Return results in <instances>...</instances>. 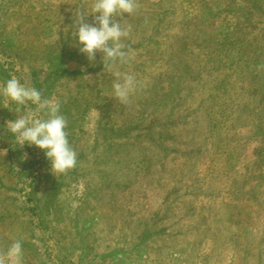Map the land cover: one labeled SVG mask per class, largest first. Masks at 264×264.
<instances>
[{
  "label": "rangeland",
  "instance_id": "374dc122",
  "mask_svg": "<svg viewBox=\"0 0 264 264\" xmlns=\"http://www.w3.org/2000/svg\"><path fill=\"white\" fill-rule=\"evenodd\" d=\"M113 94L71 28L91 0H0V83L54 98L77 166L14 145L0 100V254L23 264H264V0H136ZM86 23H94L87 17ZM23 111V110H22ZM27 155V158H25Z\"/></svg>",
  "mask_w": 264,
  "mask_h": 264
},
{
  "label": "clouds",
  "instance_id": "9594fccd",
  "mask_svg": "<svg viewBox=\"0 0 264 264\" xmlns=\"http://www.w3.org/2000/svg\"><path fill=\"white\" fill-rule=\"evenodd\" d=\"M136 7V0H91L90 8L76 10L70 30L80 52L89 60H95L98 52L103 53L105 70L113 77V94L121 103H127L140 86L136 76L118 70L135 59L134 51L124 44L130 29L124 25L125 20L120 22L118 18L132 16ZM89 16L94 17V23L85 22ZM0 100L4 108L18 116L7 121L5 128L14 137V145L40 149L55 176L77 166V153L70 146L66 131L67 120L54 98L45 99L40 89L13 75L0 83ZM0 264H23V246L19 241L0 254Z\"/></svg>",
  "mask_w": 264,
  "mask_h": 264
}]
</instances>
